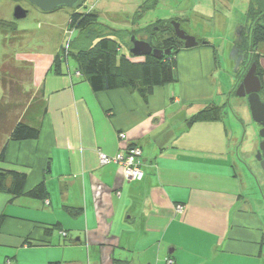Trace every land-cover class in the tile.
<instances>
[{"label": "crops", "instance_id": "0c3cea01", "mask_svg": "<svg viewBox=\"0 0 264 264\" xmlns=\"http://www.w3.org/2000/svg\"><path fill=\"white\" fill-rule=\"evenodd\" d=\"M199 39L210 44L182 47L177 81L147 100L127 87L94 91L69 60L60 73L54 58L39 61L40 136L9 140L1 163L28 177L23 195L0 191V264H264V213L246 194L237 130L228 115L190 123L224 103L217 49ZM132 145L142 180L101 162ZM41 182L46 196H29Z\"/></svg>", "mask_w": 264, "mask_h": 264}, {"label": "rangeland", "instance_id": "374dc122", "mask_svg": "<svg viewBox=\"0 0 264 264\" xmlns=\"http://www.w3.org/2000/svg\"><path fill=\"white\" fill-rule=\"evenodd\" d=\"M87 0L86 5L95 8L98 20L105 27L112 29L115 44L121 47V54L130 55L127 44L130 35L122 37L120 31L138 32L158 20H170L179 17L183 20V29L198 38H207L217 49L218 69L215 82L224 93L223 104L228 123L237 130L241 158L245 169V184H249L246 194L258 209L264 213V167L258 159V149L262 137L260 125L253 119L248 96H239L237 86L249 69L248 59L237 70L232 59V51L240 38V30L246 34L249 22L246 11L249 0ZM20 5L28 10L24 18L15 16V9ZM77 8L62 6L53 11H44L30 0H0V20L13 23L17 32H4L0 29V74L6 55L16 64L26 66L32 71L31 79L26 72L19 75L24 81L25 90L35 89L33 82L34 67L41 59L54 58L67 46L70 33L69 22ZM243 25V27H242ZM77 36V30L71 35ZM72 66L77 65L73 56L69 57ZM22 81V83H23ZM3 96V84L0 78V100ZM23 97V96H22ZM26 98V97H25ZM25 98L20 99L23 104ZM25 105L13 110L10 118L23 114ZM234 121V123H232ZM4 139L0 144H3ZM242 160V161H243Z\"/></svg>", "mask_w": 264, "mask_h": 264}, {"label": "trees", "instance_id": "16d2710c", "mask_svg": "<svg viewBox=\"0 0 264 264\" xmlns=\"http://www.w3.org/2000/svg\"><path fill=\"white\" fill-rule=\"evenodd\" d=\"M86 1L83 0L74 7L77 9L70 18L69 29L77 30V36L69 40L67 46H63L62 51L54 56L53 70L56 73H60L62 65L67 64L69 57L73 56L77 61L75 71H81L80 77L87 79L94 91L127 87L138 90L146 100L156 86L177 81L176 56L184 47V43L176 35L173 21H179L182 25L181 18L160 19L138 32L120 31L118 34L121 37L125 34H129L130 37L143 36L145 37L143 39L149 41L153 47L171 50V54L162 57L146 55L142 56V60H137L138 58L131 52L130 55L121 54V47L117 46L112 38L115 32L99 22L98 12L94 7L85 6ZM246 20L250 23L248 32L244 34L240 30L236 46L244 51L249 66L253 62L257 63L263 83L264 71L260 58L264 54V0H249ZM0 29L4 32H17V27L5 20H0ZM198 40L199 44H210L204 39ZM127 46L130 49L131 40ZM61 56H64V59H61ZM23 71L31 79V70L27 71L26 66L16 64L14 59L6 55L0 74L3 84V96L0 100V142L4 139L3 144H0V191L7 192L13 197L25 194L28 175L26 172L1 166L5 160L7 142L37 139L41 132V118L46 112L44 90H25L24 81L19 76ZM260 93L264 99V86ZM22 96L26 97L24 104L20 102ZM20 105L26 106L23 114L11 119V112ZM225 114V104L213 102L193 114L190 123L221 120ZM46 192V185L41 182L27 194L34 198H44ZM4 217V214L0 216V228Z\"/></svg>", "mask_w": 264, "mask_h": 264}, {"label": "water", "instance_id": "95a60500", "mask_svg": "<svg viewBox=\"0 0 264 264\" xmlns=\"http://www.w3.org/2000/svg\"><path fill=\"white\" fill-rule=\"evenodd\" d=\"M33 4L37 5L44 11H53L62 6L75 7L83 0H30ZM28 14V10L18 5L15 9V16L17 18H24ZM176 35L183 41L184 47L191 48L199 45V40L196 36L187 33L182 27L179 21H173ZM132 47L129 49L134 56H146L154 55L155 57H162L165 54H171V50H163L155 48L147 40L137 38L135 35L131 37ZM232 56L235 59L237 70L246 58L243 50L234 46ZM263 89V83L258 73V65L253 62L244 75L241 83L237 88V94L239 96H248L250 110L253 119L261 125L260 135L263 138L258 149V159L261 161L264 167V99L261 96V90Z\"/></svg>", "mask_w": 264, "mask_h": 264}, {"label": "built area", "instance_id": "2783aa9c", "mask_svg": "<svg viewBox=\"0 0 264 264\" xmlns=\"http://www.w3.org/2000/svg\"><path fill=\"white\" fill-rule=\"evenodd\" d=\"M74 30L68 29V33L73 34ZM70 40V39H69ZM64 59V56H61ZM76 76H81L80 70L75 71ZM121 137H124V133H120ZM142 148L139 145H132L127 149L120 150L114 156L101 155V162L108 164L115 162L122 166L124 176L127 180H142L145 176V172L142 168ZM178 211L183 210V206H178ZM63 235H67L66 232H62ZM167 264H176L175 260L171 257L167 259Z\"/></svg>", "mask_w": 264, "mask_h": 264}, {"label": "flooded vegetation", "instance_id": "af4514ba", "mask_svg": "<svg viewBox=\"0 0 264 264\" xmlns=\"http://www.w3.org/2000/svg\"><path fill=\"white\" fill-rule=\"evenodd\" d=\"M181 27L183 28V24L181 25ZM137 38H140V39H143V38H145V37H143V36H138ZM132 47V46H131ZM130 47V48H131ZM238 87V86H237Z\"/></svg>", "mask_w": 264, "mask_h": 264}, {"label": "bare ground", "instance_id": "6f19581e", "mask_svg": "<svg viewBox=\"0 0 264 264\" xmlns=\"http://www.w3.org/2000/svg\"><path fill=\"white\" fill-rule=\"evenodd\" d=\"M72 35H73V34H72ZM71 39H72V38H71V35H70V40H71ZM248 63H249V62H248ZM240 83H241V82H240ZM240 83H238V86H239Z\"/></svg>", "mask_w": 264, "mask_h": 264}]
</instances>
